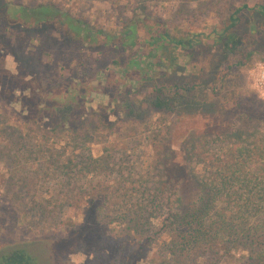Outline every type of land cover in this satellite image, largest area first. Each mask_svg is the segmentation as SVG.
Returning <instances> with one entry per match:
<instances>
[{
  "label": "trees",
  "instance_id": "obj_1",
  "mask_svg": "<svg viewBox=\"0 0 264 264\" xmlns=\"http://www.w3.org/2000/svg\"><path fill=\"white\" fill-rule=\"evenodd\" d=\"M103 1L121 14L133 0ZM143 2L134 0V4ZM12 12L15 24L43 27L76 50L66 83L52 76L46 83L48 93H39L57 101L46 113L53 120L52 130L31 124L30 135L6 133V156L13 163L8 168L6 189L18 217L33 227L40 222L42 231L95 229L101 251L94 257L103 261L89 264H137L148 259L151 245H156L155 260L151 259L156 264H219L223 256L231 255L232 248L239 251L240 264H264L262 130L251 133L236 127L232 131L230 123L222 136L191 138L184 151L194 189L181 197L176 194L180 180L167 175L166 163L160 158L166 153L155 161L150 157L144 166L112 149L105 151L104 157H92L88 149L91 133L86 128L71 132L66 128L81 121L86 104L99 94L108 95L104 109L120 111L131 120L141 116L144 104L158 113L201 114L214 125L212 114L223 112L226 99L234 94L232 89L228 91L227 76L264 47V0L233 7L211 27L206 40L200 31L182 25L169 27L149 15L133 16L107 33L50 3L20 5ZM6 19L2 2L0 23ZM27 19L31 23L25 24ZM163 51L168 62L178 54L185 62L208 54L207 71L175 75L171 68L177 65H164ZM93 52L113 57L103 66ZM154 66L161 69L155 72ZM259 105L255 126L264 124V104ZM250 120L246 115L242 124L246 127ZM159 126H146L142 139L151 148L170 150L164 144L168 126L165 130ZM54 129L64 136L63 146L56 145L57 137L48 141L51 133L43 139ZM20 159L38 162L34 177L21 176V169L28 170L31 165L19 166ZM107 166L115 169L112 179L105 177ZM72 211L81 215V222L70 219ZM4 264L34 263L23 248H17L5 256Z\"/></svg>",
  "mask_w": 264,
  "mask_h": 264
},
{
  "label": "rangeland",
  "instance_id": "obj_2",
  "mask_svg": "<svg viewBox=\"0 0 264 264\" xmlns=\"http://www.w3.org/2000/svg\"><path fill=\"white\" fill-rule=\"evenodd\" d=\"M2 2L6 5L7 19L0 23V258L14 249L23 248L34 264H89V262H97V259L101 262L102 259L94 257L98 251H101L95 229L88 232L75 230L64 233L63 230L51 228L43 232L40 222L34 225L35 228L28 225L18 217L19 211L15 209V205L9 202L6 185L8 168L13 163L6 156V133L9 130L14 135H23L26 132L30 135L31 130L28 129L32 127L31 124L53 128V120L48 118L46 113L51 111L50 107L57 101L50 99L48 94L39 96V93H48L46 83L52 76L61 81L70 78L75 63L73 54L76 51L66 41H62L43 27L31 28L23 24H15L12 11L20 5L50 3L74 18H82L93 29H101L107 33H113L120 27V23L133 16L149 15L159 18L169 27L182 25L188 30L200 31L203 33L202 40H206L209 39L207 33L211 27L216 26L233 7L243 2L251 5L256 0H203L202 2L145 0L138 4H134L133 0L128 2L130 6L123 9L121 14H118V9H114V6L103 0H0V3ZM17 14L19 13H15L16 20L20 21L21 18H18ZM27 22L31 23L29 19L25 24ZM166 53L163 51L160 55L161 61L164 65L175 62L177 66L171 68L174 69L175 75H183L186 72L199 75L208 67L209 60L206 59L208 54H198L187 62L183 61L181 54H178L174 60L168 62ZM93 55L99 58V64L103 66L108 65L113 57L111 54L103 55L101 52H93ZM160 69L154 66L155 72ZM261 73L264 75V47L250 54L243 65L236 67L227 76L230 81V84H227L228 91L230 93L232 89L234 94L226 99L223 112L212 114L213 118L216 117L214 125L213 120H207L201 114L158 113L145 107L144 104H141L143 107L141 116L131 120L120 111L104 109L103 105H106L108 95L99 94L86 104V113L81 123H71L66 128L69 131L86 128L91 133L88 149L92 157H104V152L112 149L118 151V154L125 152L127 159L144 166L150 157L155 161L159 159L161 153H166V157L160 158L166 163L167 175L172 177L174 174V177L180 180L181 184L176 194L186 197L194 189L191 179L193 174L189 172L190 163L185 158L184 151L191 138L196 135L211 134L222 136L226 128H230V123H233V128H230L232 131L236 127H242L251 133L257 129L264 132V124L255 126L257 123L255 120H258L256 115L260 114L259 103L264 104V79L261 82ZM65 83L64 81L63 84ZM204 94L212 97L210 92L204 91ZM246 115L252 120L245 127L242 121ZM148 125L159 128V125H162L164 130L168 126V132H164L166 142L163 140V143L165 142V147L168 146L170 150L154 149L147 145L142 135ZM51 130L43 139L51 133L47 138L48 141L54 142L57 137L56 145L63 146L65 138L60 129ZM39 139L41 140L37 137L36 140ZM18 165L21 167L31 165L28 170L21 169V176L26 174V177H34L33 169L38 166V162L27 163L20 159ZM199 167L197 166L195 170ZM103 170L106 178H113L115 173L113 167L107 166ZM70 216L72 221L81 222V215L76 214V211H72ZM155 251L156 245L149 246L148 259L141 260L137 264H156L151 260H155L153 255ZM230 251L231 255L223 256L219 264H240L239 251L235 248Z\"/></svg>",
  "mask_w": 264,
  "mask_h": 264
},
{
  "label": "flooded vegetation",
  "instance_id": "obj_3",
  "mask_svg": "<svg viewBox=\"0 0 264 264\" xmlns=\"http://www.w3.org/2000/svg\"><path fill=\"white\" fill-rule=\"evenodd\" d=\"M4 261H5V256H2V257L0 258V264H4Z\"/></svg>",
  "mask_w": 264,
  "mask_h": 264
},
{
  "label": "built area",
  "instance_id": "obj_4",
  "mask_svg": "<svg viewBox=\"0 0 264 264\" xmlns=\"http://www.w3.org/2000/svg\"><path fill=\"white\" fill-rule=\"evenodd\" d=\"M263 79H264V75L261 73V75H260V80H261V82H263ZM261 84V83H260ZM263 99H264V96H263Z\"/></svg>",
  "mask_w": 264,
  "mask_h": 264
}]
</instances>
